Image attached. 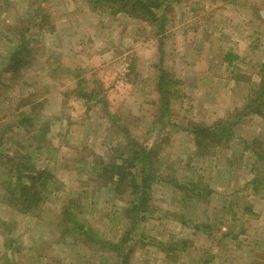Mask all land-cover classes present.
<instances>
[{
  "label": "rangeland",
  "instance_id": "rangeland-1",
  "mask_svg": "<svg viewBox=\"0 0 264 264\" xmlns=\"http://www.w3.org/2000/svg\"><path fill=\"white\" fill-rule=\"evenodd\" d=\"M152 1L0 0V264H264V0Z\"/></svg>",
  "mask_w": 264,
  "mask_h": 264
},
{
  "label": "trees",
  "instance_id": "trees-1",
  "mask_svg": "<svg viewBox=\"0 0 264 264\" xmlns=\"http://www.w3.org/2000/svg\"><path fill=\"white\" fill-rule=\"evenodd\" d=\"M90 2V4L92 5V7L94 9H97V8H101V7H105L106 5L108 4H111V3H121V5L123 6V9L124 11L128 10L130 12H132V14L134 16H137V15H140L141 17L144 18V13H146L147 15V18H145L146 20H157L158 17L156 16L155 14V11L154 9H157L159 4H156V2L152 1V0H88ZM24 52L22 49L20 50V52H18V56L17 58H13V60H11V63L9 65L10 67V70L8 71V73H11L13 71H16L17 68H21L24 64H23V61L22 63L20 62L21 60V56L24 55ZM165 75V73H164ZM160 82H159V87H160V90H161V86H163V81H165V76H163V78H160ZM166 86L167 88H169V84L168 82L166 81ZM252 103L255 104V101H253ZM252 106H248L247 108H251ZM246 110V109H245ZM219 127V126H218ZM226 126H223L221 125L220 128L218 129V133L220 134L217 138L219 139V137H221V135H224V131H225V128ZM229 127H232V124H230ZM228 127V129H230ZM227 128V127H226ZM196 131H199L200 132V129H197ZM213 130H208V129H202L201 132L203 133H207V135H212V132ZM214 131L216 132V129H214ZM214 132V133H215ZM151 154L150 151L148 150H145V148H141L140 150H137L135 152H133L132 155H129L130 156V160L129 161H126L125 163H129L131 165L132 164H136V163H143L147 161V158L149 157V155ZM133 166V165H132ZM106 169H111L112 171L114 172H117V178H118V182H123V178H125V176L127 175V173H122L124 172L125 168L124 167H118V166H114V165H111V166H108ZM42 175H44V173H41ZM40 174V175H41ZM39 175V176H40ZM123 175V176H122ZM137 175V176H136ZM135 174H128L127 176L130 177V180L132 179L131 183L132 184V190L130 189V192H133L134 189L136 190V188L138 186H140V188L142 189L143 187L145 188L144 190V194L146 193V190L149 188V185H151L150 183L154 180L155 177H146V178H143L142 175H139L138 173ZM36 177H33V179L35 180ZM40 179H43V176H40ZM138 179L141 180V184H137V181ZM39 180V178L37 179ZM114 181V180H113ZM115 183L117 184H121V183H118L117 181H114ZM27 189L28 187L25 186V189L22 190V194H21V201L19 203L21 204H24V205H30L31 206V209H34L36 207L39 206L40 203H43L44 201V198L42 196V194H39V193H36V195H34V192H30L32 194H30L29 192H27ZM27 192V193H26ZM129 192V193H130ZM25 211V210H24ZM114 247V246H113ZM115 248L118 250V251H122V249H120L118 246H115Z\"/></svg>",
  "mask_w": 264,
  "mask_h": 264
}]
</instances>
